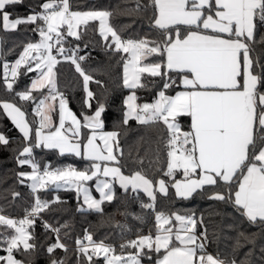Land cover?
Wrapping results in <instances>:
<instances>
[{"label":"snow or ice","instance_id":"snow-or-ice-1","mask_svg":"<svg viewBox=\"0 0 264 264\" xmlns=\"http://www.w3.org/2000/svg\"><path fill=\"white\" fill-rule=\"evenodd\" d=\"M133 11L152 9L150 27L156 39H123L108 23V11H74L70 0H46L40 11L28 8L25 15H13L24 7L25 0H0V29L16 31L20 26L38 34V42H29L14 63H2V82L6 91L14 93L20 101H32L33 120L14 102L0 101V108L22 134L24 146L16 156L17 165L29 166L31 171L16 173L19 183L27 185L33 194V203L25 209L23 218L15 219L2 214L0 209V246L6 255H0V264H25L16 258L35 251L34 228L40 219L45 231L54 233L55 243L47 247L52 256L56 249L68 248L60 240L67 223L55 227L43 220L42 214L57 210L53 206L64 204L58 196L42 199L40 190L49 186L74 188L83 193L88 209L103 212L102 204L114 199L113 182L118 181L125 192L142 189L150 198L141 202L142 209L151 210L155 219V235H138L120 245V253L110 244L96 242L85 232L76 240L77 264H94L93 257L103 256V264H142V257L154 264H238L222 259L207 250L208 229L203 217L195 214H166L155 210L153 180L141 171L131 175L122 172L117 152L122 156L119 137L121 129L130 130V121L139 125L158 127L167 149L165 176L172 178L175 194L188 199L194 193L211 194L208 199L231 204L236 212L251 224L264 226V0H151L141 4L135 0ZM99 22V35L105 48L112 53L127 54L123 64V87L132 90L123 100L122 115L113 131H104V102L97 101L92 110L95 94L89 89L93 80L82 62L88 59L74 41H80L90 22ZM29 26H32L29 29ZM69 38H73L70 40ZM2 43V37H0ZM88 47L87 43L84 45ZM149 58H154L149 60ZM2 59V50H0ZM70 62L82 77L86 93L85 105L90 110L81 117L68 107L64 94L57 88V65ZM23 68V73L21 69ZM35 72L29 87L15 91L20 75ZM142 78H159L161 87L151 103H138L136 89L147 88ZM156 85V79L148 81ZM47 89V94H44ZM174 92L169 94V91ZM38 92L42 98L33 95ZM58 124L53 120L57 112ZM35 117H39L36 121ZM190 118L187 128L179 118ZM87 129V132L83 130ZM142 139V138H141ZM99 141V142H98ZM10 139L0 133V145L8 146ZM57 149L60 155L74 154L89 162L83 170L68 165L41 169L35 160V148ZM115 166H111V165ZM182 179H176L177 172ZM111 177L101 180L99 177ZM97 178L96 190L100 199L90 194L85 183ZM159 191L167 194L163 179L158 181ZM206 186L207 189H206ZM19 196L14 192L13 197ZM83 211V207H78ZM137 219L141 217L137 216ZM198 225L202 228L197 231ZM87 241V244L85 243ZM245 243H254L251 236L240 231L233 252ZM128 251L125 255V250ZM264 252V249H261ZM245 260L250 264L253 255L249 249ZM31 264V262H29ZM50 264H66L64 259H50ZM260 264H264V256Z\"/></svg>","mask_w":264,"mask_h":264},{"label":"trees","instance_id":"trees-1","mask_svg":"<svg viewBox=\"0 0 264 264\" xmlns=\"http://www.w3.org/2000/svg\"><path fill=\"white\" fill-rule=\"evenodd\" d=\"M46 0H25V5L19 8L13 15H25L26 9L32 8L40 11L39 5ZM72 10L74 11H108L111 13L108 23L123 38L140 39L143 37L156 39L157 35L153 28L150 27V18L152 9L149 7L146 11H133L136 7L135 0H70ZM141 4H150L151 0H140ZM32 26H29V29ZM264 34V28L256 35L257 41L260 35ZM0 43L2 50V59H0V101L14 102L28 113L27 119L33 120L34 114L32 109L35 104L32 101H20L12 92H8L2 82V63H13L23 51V47L29 42H38V34L31 30H24V26H20L16 31H4L0 29ZM72 40L73 38H69ZM79 44L80 55H85L88 59L82 62V67L92 75L93 80L101 81V85L90 82L89 89L95 94L92 103V110L96 107V102H104L106 111L103 114L104 131H113L116 124L120 120L123 107V100L131 93L132 90L123 87V64L127 54L112 53L105 48V41L99 35L98 21L90 22V26L83 39L74 41L66 47H75ZM87 43L88 47L84 45ZM257 50L264 49V45L257 44ZM123 57V58H122ZM154 58H149L153 60ZM23 68L21 72L23 73ZM57 72V88L64 94L68 101L69 108L81 117V113H88L90 110L84 101L86 93L83 88L82 77L75 71V67L70 62L61 61L56 68ZM32 75H20L14 84L15 91H23L30 86ZM156 79V85L148 83V81ZM142 82L147 83V88L136 89V94L140 98L139 103L152 102L159 88V78H148ZM44 94L47 89H44ZM169 94L174 92L169 91ZM38 99L42 98L38 92L33 93ZM38 121L39 117H35ZM179 121L182 127L187 128L190 124V118L180 117ZM87 132L88 130H83ZM0 133H3L10 139L8 146L0 145V209L2 214L13 216H24L25 209L30 208L33 203V194L27 186L30 182L26 181L21 184L17 180L16 173L20 171L30 172L29 166L19 167L16 162V156L24 146L22 134L15 128L11 119L0 108ZM160 128L139 125L135 121H130V130L125 134L121 129L119 137L120 150L123 155L117 153L120 164L123 165L122 172L131 175L136 171H141L147 178L153 180L154 183L158 179H163L167 185V194L156 193L155 210L157 212H165L170 214L173 212L190 215L195 214L196 218L203 217L204 226L208 229L209 243L207 250L216 255L220 254L222 259H235L238 261L245 260V253L252 249L253 255L249 257L250 264H260L261 257L264 256V226L259 224H251L245 218L241 217L231 204L213 201L208 199L211 193L207 190L201 194L194 193L192 197L183 199L176 196L175 189L171 187L172 178L165 176L167 170V149L165 147V139L161 138ZM142 138V139H141ZM34 158L43 168L46 164L52 168L71 165L78 170H83L88 166L89 162L76 157L74 154L65 153L60 155L57 149H46L43 147L34 149ZM176 179H182V173L175 174ZM93 183V182H91ZM208 186H206L207 189ZM19 193V196L13 197V193ZM42 199L52 200L59 197L64 204L54 205L57 210L48 211L42 214L43 220L48 221L55 227L67 223L68 227L62 229L60 240L67 245L68 251L65 253L63 249H56L50 255L47 253V247L55 243L57 237L50 231H45L40 219H37L34 228L30 231L34 234L35 251L21 255L15 253L16 258L25 261V264H50L51 258L57 260L64 259L66 264H77L76 240L83 239L87 231L93 236L96 242L103 241L105 244L118 245L120 242L143 235L147 231L155 233L154 213L148 209L141 208V202L149 203L150 198L141 191L133 192L128 189L125 192L117 184L114 185V199L102 204L103 212L84 209L78 211V207L82 206L81 195L77 191L71 189H57L49 186L47 189L40 190ZM139 216L141 219H137ZM202 228L198 225L197 231ZM240 231L251 236L254 243H245L242 248L233 252L236 238ZM120 249L117 248V252ZM133 249L125 250V254ZM5 252L0 246V255ZM144 262H152L155 260V254H152V261L147 257H142ZM94 264H103V256L93 257Z\"/></svg>","mask_w":264,"mask_h":264},{"label":"rangeland","instance_id":"rangeland-1","mask_svg":"<svg viewBox=\"0 0 264 264\" xmlns=\"http://www.w3.org/2000/svg\"><path fill=\"white\" fill-rule=\"evenodd\" d=\"M98 23H99V22H98ZM0 50H1V46H0ZM13 63H14V62H13ZM36 75H37V73L34 72V75L31 76L32 79H33ZM30 84H31V83H30ZM46 94H47V93H46ZM46 94H45V95H46ZM56 104L58 105V101H57ZM52 115H53V114H52ZM55 118H56V116H55ZM55 118L53 117V120H54L55 123L58 124V117H57L56 120H55ZM101 180H104V179H101ZM84 186L88 188V190H89V192H90V194L92 195L93 198H95V199H100V194H99V192L96 190V183H91V182L87 181V182L85 183ZM53 187H55V186L53 185ZM59 189H68V188H67V187H63V188H59ZM72 189L75 190L74 188H72ZM75 191H76V190H75ZM79 194L81 195V198H82V201H83V193L81 192V193H79ZM82 207H83V209H88L87 205L84 204V202L82 203Z\"/></svg>","mask_w":264,"mask_h":264},{"label":"crops","instance_id":"crops-1","mask_svg":"<svg viewBox=\"0 0 264 264\" xmlns=\"http://www.w3.org/2000/svg\"><path fill=\"white\" fill-rule=\"evenodd\" d=\"M174 95V94H173ZM57 103V102H56ZM139 103V102H138ZM57 105V104H56ZM69 107V106H68ZM55 116H56V118H55ZM53 117L55 118V120L57 119V117H58V105H57V112L56 113H53ZM99 142V141H98ZM34 152V151H33ZM118 153V152H117ZM111 166H115L114 164L113 165H111ZM179 172V171H178ZM126 175V174H125ZM99 179H109V180H111V177H108V178H105V177H103V176H101V177H99ZM159 180H161V179H158V181ZM96 181H97V178H93V180H91V181H89V182H93V183H96ZM158 181L156 182V183H154V186H153V191H154V195L156 196V193H158V192H160L159 191V185H158ZM115 184H117L118 186H120L119 185V182L118 181H114L113 182V188H114V185ZM167 186V185H166ZM129 189H131V188H129ZM124 190V189H123ZM125 191V190H124ZM137 191H141V192H143V193H145L142 189H138ZM160 193H162V192H160ZM146 194V193H145ZM147 195V194H146ZM125 255H127V254H125ZM142 264H154V261H152V262H144L143 260H142Z\"/></svg>","mask_w":264,"mask_h":264},{"label":"built area","instance_id":"built-area-1","mask_svg":"<svg viewBox=\"0 0 264 264\" xmlns=\"http://www.w3.org/2000/svg\"><path fill=\"white\" fill-rule=\"evenodd\" d=\"M122 38H123V37H122ZM123 39H132V38H123ZM33 156H34V152H33ZM63 167H66V166H62V167H59V168H63ZM41 169H43V168L41 167ZM12 218L20 219V218H23V216H13ZM150 232H151L152 235H155V233L152 232V231H147V232H146L145 234H143V235H148ZM136 238H137V237H133V238H130V239H126V240L120 242L118 245H112V246L115 247L116 250H117V248L120 249V245H121V244H124V243H126L127 241H129V240H133V239H136ZM61 242H62V241H61ZM85 243L87 244V241H85ZM119 253H120V251L117 252V254H119ZM3 255H6V252H5Z\"/></svg>","mask_w":264,"mask_h":264},{"label":"water","instance_id":"water-1","mask_svg":"<svg viewBox=\"0 0 264 264\" xmlns=\"http://www.w3.org/2000/svg\"><path fill=\"white\" fill-rule=\"evenodd\" d=\"M142 103H145V102H142ZM148 103H151V102H148Z\"/></svg>","mask_w":264,"mask_h":264}]
</instances>
